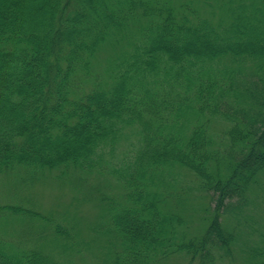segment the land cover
Segmentation results:
<instances>
[{"label":"trees","instance_id":"1","mask_svg":"<svg viewBox=\"0 0 264 264\" xmlns=\"http://www.w3.org/2000/svg\"><path fill=\"white\" fill-rule=\"evenodd\" d=\"M0 175L124 190L94 220L0 206L29 222L0 264H264V0H0Z\"/></svg>","mask_w":264,"mask_h":264},{"label":"rangeland","instance_id":"2","mask_svg":"<svg viewBox=\"0 0 264 264\" xmlns=\"http://www.w3.org/2000/svg\"><path fill=\"white\" fill-rule=\"evenodd\" d=\"M104 54H101L99 56L100 60L104 58ZM214 127L219 130L220 128L215 126ZM127 142H125L124 145L121 146L122 150H124L127 147ZM120 156V153H119ZM185 173V172H183ZM52 178V176H50ZM78 183V182H77ZM194 183V177L191 175H188L187 173L184 174V176L181 177V180L179 179L178 188L180 189V192L183 191L184 188L187 186H193ZM93 185L95 187H106L103 188L102 191H104L107 195H110L109 197H115V198H122V193H124V190L121 188L120 184H117L113 178L109 177H103V176H95L92 175L83 183L80 184H55L54 181H52L50 178H44V179H37L33 183H24L22 184L19 181V175H6L1 176L0 175V206L2 205H21L28 209L38 211L41 214H47L52 213V216H58V213L61 212V210L64 208V206L69 203L73 202L72 207H75L73 205L77 206L76 211H79V214L82 215L83 219L87 220H94L97 217V214L102 207L99 205L95 198L92 199H84L86 193L88 191H97L90 190ZM100 192V191H99ZM101 193V192H100ZM259 193L258 202L259 205L254 210L252 221L254 222V227H258V224L261 225V219H264V196L261 192ZM84 194V195H83ZM82 201L80 203H77L76 198H80L79 200ZM75 199V201L73 200ZM103 199V198H102ZM186 207L182 211L184 219H186L187 222V233L188 236L196 235L200 232H202L205 229V226L208 222V219H202L201 217L206 216L202 213L201 208L204 205L203 199H206V197L198 192H193L192 190L186 195ZM100 201V200H99ZM105 199H103V202ZM6 218V219H5ZM10 219H14V223L10 221ZM23 219L20 216L7 214L6 212H0V237L6 239L4 234L2 235L3 227L5 228L6 232L9 233L11 236V240L13 242H17V238L14 236L15 234L10 231H19L23 230V228L26 225H28V221L26 219L24 220H18ZM33 223H36L35 221H32ZM40 224V222H38ZM37 224V223H36ZM242 224V223H241ZM8 239V238H7ZM9 239V240H10ZM75 261H77L76 256H71ZM237 257V253H236ZM86 260H88L89 264H92L93 261L91 260L90 255H86ZM237 262L239 263V259H237ZM77 264H84L82 261H77ZM186 261L183 259L181 260L180 257H173L166 261L163 264H185ZM218 264H235V262L231 259H227V262L225 260H222V262H219Z\"/></svg>","mask_w":264,"mask_h":264}]
</instances>
